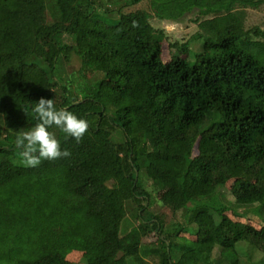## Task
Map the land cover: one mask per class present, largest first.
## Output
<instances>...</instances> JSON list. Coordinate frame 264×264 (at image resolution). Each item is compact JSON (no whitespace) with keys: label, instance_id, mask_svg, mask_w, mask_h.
<instances>
[{"label":"trees","instance_id":"obj_1","mask_svg":"<svg viewBox=\"0 0 264 264\" xmlns=\"http://www.w3.org/2000/svg\"><path fill=\"white\" fill-rule=\"evenodd\" d=\"M140 1L0 0V264H239V241L264 264V43L231 11L239 0H149L161 20L216 13L197 23L191 64L163 62L150 13L121 11ZM71 56L81 79L61 76ZM94 71L103 81L84 82ZM40 97L90 128L79 143L50 128L70 157L25 167L15 136L37 123ZM242 177L254 181L223 203L225 182ZM160 191L163 206L182 211L169 228L147 209ZM252 204L258 229L225 214ZM192 225L194 239L178 235Z\"/></svg>","mask_w":264,"mask_h":264},{"label":"rangeland","instance_id":"obj_2","mask_svg":"<svg viewBox=\"0 0 264 264\" xmlns=\"http://www.w3.org/2000/svg\"><path fill=\"white\" fill-rule=\"evenodd\" d=\"M48 1V0H47ZM207 1V0H205ZM210 1V0H209ZM107 7L106 5H104ZM145 9L150 13L149 24L154 29L159 30L160 38L156 41V45L160 49V60L167 61L174 57H182L186 59L187 64H191L193 61L194 53L200 50L201 44L203 42L202 37L196 36L197 33H200V29L197 25L199 21L203 19L211 18L216 13L209 12L206 14H201L198 12V8H194L191 12L184 14L178 19V21L173 20H161L157 19L153 14V8L150 7L149 0H141L140 2L127 6L121 11L125 13L127 10L134 9ZM159 10L165 9L158 6ZM231 11L236 14L238 19L241 22V28L243 30L249 31V36L252 41H259L264 43V37L261 35H254L253 29L257 28L258 30L264 31V0H239L235 1L231 6ZM217 14H224V11H219ZM107 17L112 19H118V16L112 12L106 13ZM118 28H129L130 25L124 20H118ZM253 49L256 50L257 47L253 46ZM62 66L60 67L61 76L66 77L70 80L72 78L81 79V76L77 73L76 69L78 67V61L74 56L68 61H62ZM103 75L100 71H94L87 73L84 77V82L92 83L96 80L103 81ZM44 88L49 90L51 85L49 83L43 84ZM256 179H264V173L258 172ZM254 180L250 177L242 178H232L228 179L224 186L220 189L221 201L229 206L232 205V196L231 192L236 188L244 186L253 182ZM144 185L145 181H143ZM160 192H153L151 203L148 205V211L155 213L162 222L163 228H169L172 223L178 222L181 220L182 211H171L168 207L163 206L159 201ZM133 206L128 204L126 206L127 210ZM255 207V204L248 206H239L234 208L233 211L228 210L225 214L232 221H238L245 223L253 229H258L261 225V221L258 216L254 215L252 209ZM261 214L264 216V209H261ZM128 216V217H127ZM126 217L129 218V212L126 213ZM193 225L189 227L187 232H180L178 235L183 236L186 239H194ZM153 242V238L149 236L142 237L140 240V249L143 250ZM236 256L239 264H261L262 253L251 246L250 244L239 241L234 245ZM216 248L212 251V255L216 254ZM80 253L77 250H70L66 253L65 258L73 263H80ZM146 264H157V259L154 256H148L144 258ZM220 264H227L222 262Z\"/></svg>","mask_w":264,"mask_h":264},{"label":"clouds","instance_id":"obj_3","mask_svg":"<svg viewBox=\"0 0 264 264\" xmlns=\"http://www.w3.org/2000/svg\"><path fill=\"white\" fill-rule=\"evenodd\" d=\"M37 123L27 131H20L15 136V145L25 167H38L42 161H56L70 157L69 150L61 149V142L50 128L59 129L65 138L81 142L89 132L90 124L64 108H57L53 99L40 97L32 109Z\"/></svg>","mask_w":264,"mask_h":264}]
</instances>
